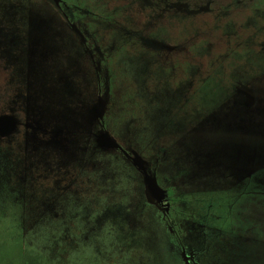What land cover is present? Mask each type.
I'll return each mask as SVG.
<instances>
[{"label":"rangeland","instance_id":"374dc122","mask_svg":"<svg viewBox=\"0 0 264 264\" xmlns=\"http://www.w3.org/2000/svg\"><path fill=\"white\" fill-rule=\"evenodd\" d=\"M197 1L200 7H220L217 10L223 19L234 10L238 18L243 19L244 13L240 11L249 12L250 9L246 0H226L228 4L222 2L225 0H220L221 3H215V0ZM143 2L145 4L141 6L135 4L134 0L113 1L119 8L118 13L125 17L124 24L128 31L120 29L108 44L131 46L124 48L127 52L118 61L120 68L124 69L116 85L117 100L121 108L124 107L123 99L128 98L132 106L139 105L144 109L141 121L132 118L120 124L118 120V125H113L115 134L133 147L136 143L140 145L141 135L146 144L142 153L149 164L152 150L174 144L179 151L163 165L167 173L171 176L179 174L182 169L180 162L186 153L192 162L191 173L181 186L186 190L201 192L203 197L212 198L220 204L224 199L234 201L235 194L239 205L249 204L242 211L248 212L247 217L252 221L249 224L253 225L254 218L259 217L262 210L257 200L264 196L248 194L262 192V183L257 178L243 183L234 178L243 176L246 180L258 165L245 169L244 164L236 159L229 165L213 162L215 153L218 154L225 146L221 144L222 141L212 145L207 141L217 133H228V136L238 139L231 142L238 157L246 148V142H242L238 134L248 129L255 136L251 139L252 143L264 150V16L261 22L255 17L251 24L245 21L235 23L232 31L236 32L234 37L238 40L234 42L236 48L229 55L224 56L222 49L216 51L218 61L213 58V62L203 69V62L199 64L193 52L205 42L196 49H189L190 56L185 52L178 57V62L181 59L192 61V65L187 61L189 70L183 60L172 74L166 69L174 64L155 60L157 53L151 50V47H155L149 38L160 42L166 37L173 38L178 21L183 26L192 23V27L203 26L205 29V23H208L204 22L206 16L203 15L204 19L202 17L200 20L195 18L196 14L187 11L178 21L173 17L170 22L168 12L172 8L177 10L179 3L189 10L196 9L191 0ZM238 2L244 3V7H239ZM25 3L31 7L42 5L35 0H26ZM14 6L11 11L4 10L0 19L16 11L19 3L15 2ZM142 7H148L150 12L143 11ZM35 13L36 9H30L13 15L20 18L15 25L3 27L4 32L8 33L12 28L17 38L26 41L33 31ZM189 17L197 22H188ZM219 21L218 25L224 27ZM229 27L226 34L230 31ZM107 30H104L106 37ZM199 38L204 40L201 30L194 40ZM238 43L244 45L238 46ZM30 47L28 44L22 46L26 50L27 67L31 59ZM210 49L211 46L206 44L199 54L209 53ZM59 64L56 77H60L68 68L66 63ZM212 64L216 66L210 70ZM151 65L161 72L154 70V75H150ZM206 70L210 71L204 73ZM14 73L15 70H12ZM33 75L29 80L25 77L21 80V93L33 85H39V89H42L43 81L49 79L52 73L39 68ZM198 79L201 81L197 82ZM57 86L49 100L46 98L39 104L35 103L37 111L32 116L33 123H36L35 126L40 123L44 130L33 129L28 146L5 142L0 145V231L7 230V236L0 238V264L9 263L10 260L15 264H173L168 256V243L160 235L162 227L153 217L154 211L143 206V187L137 174L128 166L123 168L121 163L108 162L98 153H93L95 139L90 135L85 138L72 135L73 132L83 131L93 133L94 128L85 125V116H93L97 89L92 86L88 88L82 83L72 84L62 92ZM251 90L258 99L255 105ZM33 91L36 93V88L33 87ZM223 113L230 114L226 120H223ZM242 114L245 123L238 120L237 129L227 126L233 117ZM138 122H141L140 130ZM223 126L230 130H221ZM61 130H64L63 136L59 133ZM209 145L211 148H207ZM260 165L264 166V159ZM240 192L244 195L239 198ZM245 232H237L233 236L236 238L230 241L232 244L235 242L234 246L239 247V251L243 250ZM12 247L16 248L14 252H11ZM226 248V259H229L232 256L229 242ZM126 250L131 252V256L124 253ZM233 252L238 253V250ZM263 257L264 254L260 258L250 256L248 259L257 264Z\"/></svg>","mask_w":264,"mask_h":264},{"label":"flooded vegetation","instance_id":"af4514ba","mask_svg":"<svg viewBox=\"0 0 264 264\" xmlns=\"http://www.w3.org/2000/svg\"><path fill=\"white\" fill-rule=\"evenodd\" d=\"M25 1L0 0V14L4 10H13L15 7L14 3H19L16 11L10 13L8 17L0 19V121L3 129L2 132L0 131V145L5 142L8 144H23L24 146L26 144L28 146L29 136H31L33 129L44 130L40 123L37 126H35L36 123H33L32 116L37 111L35 110V107H37L35 103L39 104L46 98L49 100V96L56 92L57 84L62 89V92H65V89L72 84L81 85L84 83L88 88L92 86V88L97 89V102L95 109H92L93 116L91 117L90 114L85 116L87 118L85 125L93 127V133L89 134V132L83 131L81 133L73 132L72 135L82 136L83 138L90 135V137L95 139L93 153H98L101 158L108 160V162L121 163L123 168L128 166L137 174V178L143 187L145 202L143 206L154 211L155 216L153 217L157 219L156 221L162 227L160 235L168 243V256L173 261V264H253L248 257L258 256L260 258L264 254V197L257 200L262 205L259 217L254 218L253 225L249 224L252 221L247 217L248 212L242 211L249 204L241 203L239 205L235 194L232 193L235 196L234 201H225L224 199L222 204H220L212 198L203 197L201 192L186 190L181 186L186 177H190L191 173L192 162L186 153L183 154V160L180 162L182 163V169L179 174L171 176L169 175L170 173H167L163 165L172 160L175 153L179 151L174 144L160 146L158 150H152L149 164L142 153L146 144L144 139L140 137L141 135H139L140 145L136 143V146L133 147L119 139L115 134L114 128L118 125V120L120 124L130 121L132 118L135 121H141L144 109L139 105L136 107L135 105L132 106L128 98L123 99L124 107L121 108V103L117 100L116 94H118V91L116 85L124 69L120 68L118 61L123 56L122 54L127 52L124 51V48L129 45L114 43V45L109 46L110 44H108L114 33H118L120 29L128 31L124 24L125 17L118 13L119 8L113 3L114 0H35L37 3H42L41 6L35 5V8L27 6ZM257 1H259L260 6L264 3L263 0ZM197 2L195 4L196 9L192 10H189L186 5L179 3L176 6L177 10L174 8L169 10V21L171 22L173 17L178 21L177 19L187 11L193 15L196 14L195 18L200 20L203 15L208 17L209 10L211 11L214 6L200 7L201 4L197 5ZM134 3L141 6L145 4L143 0H134ZM251 3V0H248L249 6H251ZM238 4L239 7H244V3L238 2ZM142 8L143 11L150 12L148 7ZM30 9H36V13L33 31L28 35L30 38L26 39L28 46H31L29 51L31 59L28 61L27 67L25 65L26 50L22 48V46L25 45L26 47L27 45L25 39L17 38L15 30L12 31V28L8 33L4 32L3 27L15 25V21L20 17L12 16ZM255 12V16H252L250 10L249 12L244 11L243 20L251 24L252 20L258 17L259 22H261L264 16V6L256 8ZM230 17H233V19L232 25L229 27L231 32L228 31L227 34L226 47L229 49L225 55H229V52L236 48L235 43L230 40V37L235 36L236 33L232 31L235 27V19L234 15ZM187 21L193 22L194 20L189 17ZM106 28L108 29V37L105 36L104 32ZM199 30L202 31L203 26L192 27V23H187L183 26L178 21L176 35L173 38L166 37L161 42L158 39L149 38L150 43L155 47L150 46L151 50L157 53L155 60H165L174 64V66H169L166 69L167 72L172 74H174L175 67L179 66L183 60H185L186 69L189 70L187 61L190 63L192 61L181 59L178 62V57L185 52H188L187 55L190 56L192 47L196 49L198 45L206 42L195 53L193 52L194 58L199 64L203 62V69H206L213 62L211 61L213 58H216L215 61L217 62L216 54L222 49L216 37L217 29L212 27V33L206 35L203 41L201 38L194 40ZM206 44L211 46L209 53L199 54ZM242 45L244 44L238 43V46ZM129 51H132V49ZM215 61L214 63H216ZM59 62L61 65L66 63L68 68L60 77H56L57 74L55 73L58 65H60ZM215 66V64H212L210 70L214 69ZM39 68H43L44 72L52 73L49 79L43 81V88L39 89V85H33L30 89L27 88L25 92L21 93V80L24 77L28 78V80L34 77L33 73H36V69ZM12 70H15L14 74H12ZM154 70L161 72V70H157L151 65L150 75H154ZM210 70H206L204 73H208ZM162 74L165 73L162 72ZM191 75L192 72L190 79ZM200 81L198 79L197 82ZM33 87L36 88V93H34ZM251 93L253 94L252 103L255 105L258 99H255V94L252 90ZM32 108L33 111L31 110ZM246 110L249 109L247 108ZM229 115L228 113H223V120H226ZM243 115L233 117L232 122L227 123V126L237 129V121L245 119ZM137 118L138 120H136ZM90 119L92 120L91 124L89 123ZM243 122L245 123V121ZM114 124L115 126H113ZM138 125V130H140L141 122H138ZM241 129L245 130L244 127ZM221 130L230 129L224 127ZM215 131H218V129ZM63 132L64 130L59 131L61 136H63ZM68 132L70 131L68 130ZM103 133H109L114 137L130 156H133L132 152H136L148 163V169L158 185L166 191L167 196L164 201L157 205L148 203L143 184V175L133 165L131 158L124 155L120 150H108L100 146L99 137ZM238 136L240 140L243 139L242 142H246L245 150H242L238 157H236L237 152L231 146V142L238 141V139H233L228 136V133H217L216 136L208 139L207 142L210 145L219 144L222 141L221 144L225 146L223 150L218 151V154L217 152L215 153L213 162L229 165L233 159H236L244 164L245 169H249L250 166L255 168L258 165V168L252 170V174L246 180L243 176L234 179H238V182L243 183L257 178L258 181H261L262 184L260 186L262 185L261 188L263 190L257 194L249 193L248 196H264V166L260 165V162L264 159V150L252 143L251 139L255 136L250 134L248 129L242 134L239 133ZM31 139L33 140V135ZM225 142L229 144H224ZM210 145L207 148H211ZM163 170L164 173H162ZM243 195V192H240L238 197L240 198ZM240 213L244 215L241 216L242 214ZM243 230L246 231L245 238L242 239L243 250L239 251V247L234 246L235 242L232 244L230 241L236 238L233 236H236L237 232L239 233V231ZM241 237L242 235H240ZM228 242L232 256L226 259ZM235 249L238 250V253L233 252ZM261 260L257 264H264V260Z\"/></svg>","mask_w":264,"mask_h":264},{"label":"water","instance_id":"95a60500","mask_svg":"<svg viewBox=\"0 0 264 264\" xmlns=\"http://www.w3.org/2000/svg\"><path fill=\"white\" fill-rule=\"evenodd\" d=\"M99 143L102 148L120 150L124 155L131 158L133 165L143 175V184L145 186V194L148 203L157 205L166 199V191L158 185L156 179L148 169V163L138 153L132 152L133 156H130L109 133L101 134Z\"/></svg>","mask_w":264,"mask_h":264},{"label":"trees","instance_id":"16d2710c","mask_svg":"<svg viewBox=\"0 0 264 264\" xmlns=\"http://www.w3.org/2000/svg\"><path fill=\"white\" fill-rule=\"evenodd\" d=\"M242 1V0H241ZM244 1V0H243ZM246 1H248V0H246ZM264 1V0H263ZM195 2H197V0H191V3H192V5L195 7L196 5H195ZM221 3V1L220 0H215V3ZM222 2H224V3H227L228 4V2L225 0V1H222ZM251 6H250V12H252V16H255V14H256V12H255V9L256 8H259V7H263L264 6V3L260 6L259 5V1H257V0H251ZM217 8H220V7H215V5H214V7H213V9L210 11L209 10V15H208V17L206 16V18L204 19V17H203V19H204V22H206V21H208V23L206 22L205 23V25H207V27L205 28V29H203L202 31H201V37H205L206 35H210L211 33H212V31H211V29H212V27H215L216 29H217V31H216V33H217V39H218V41H219V45H220V48H222V54H224L225 55V53L228 51V49L229 48H227L226 47V44H227V39H228V37H227V34L225 33L226 32V30L228 29V27H229V25H232L231 24V22H232V19H233V17H230L231 15H234V19H235V22L234 23H240L241 21H244L241 17V19H239L238 18V16H237V14H235V10L234 11H230L231 12V14L229 15V16H227V17H225L224 19L223 18H220V16H221V14H219V12H218V10H217ZM241 13H244L243 12V10H241L240 11ZM241 13H240V15H241ZM217 16V17H216ZM201 17V18H202ZM243 18H244V16H243ZM218 19H220L221 21H219ZM218 21L219 22H222L223 23V25H224V27H222V26H219L218 25ZM245 22H246V20H245ZM223 29H225L224 31H222ZM220 32H223V34L221 35V34H219ZM238 37V36H237ZM239 38V37H238ZM230 40H232L233 42H235V41H237L238 39L236 38V37H230ZM224 47V48H223ZM120 203H122V202H120ZM122 205H126V204H122ZM1 226V225H0ZM3 228H5L4 226H2ZM18 228V227H17ZM19 228H21V227H19ZM5 235L7 236V230L5 229V231H0V238H3V237H5ZM11 238H12V236H11ZM14 238V237H13ZM10 250V249H9ZM16 250V248H14V247H12V251L11 252H14ZM124 253H126V255L127 256H131V252L129 251V250H126V252L124 251ZM5 264H15V263H13V261H9V263H5Z\"/></svg>","mask_w":264,"mask_h":264}]
</instances>
